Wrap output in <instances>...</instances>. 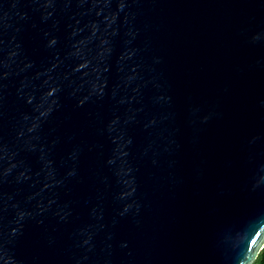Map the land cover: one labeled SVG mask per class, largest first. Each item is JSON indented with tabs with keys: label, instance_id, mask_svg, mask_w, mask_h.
Here are the masks:
<instances>
[{
	"label": "water",
	"instance_id": "1",
	"mask_svg": "<svg viewBox=\"0 0 264 264\" xmlns=\"http://www.w3.org/2000/svg\"><path fill=\"white\" fill-rule=\"evenodd\" d=\"M264 0H0V264H253Z\"/></svg>",
	"mask_w": 264,
	"mask_h": 264
},
{
	"label": "trees",
	"instance_id": "2",
	"mask_svg": "<svg viewBox=\"0 0 264 264\" xmlns=\"http://www.w3.org/2000/svg\"><path fill=\"white\" fill-rule=\"evenodd\" d=\"M264 259V247L263 249L259 252L257 258L255 259V264H259L260 260ZM254 264V263H253Z\"/></svg>",
	"mask_w": 264,
	"mask_h": 264
},
{
	"label": "clouds",
	"instance_id": "3",
	"mask_svg": "<svg viewBox=\"0 0 264 264\" xmlns=\"http://www.w3.org/2000/svg\"><path fill=\"white\" fill-rule=\"evenodd\" d=\"M254 264H255V262H254ZM259 264H264V259H261Z\"/></svg>",
	"mask_w": 264,
	"mask_h": 264
}]
</instances>
